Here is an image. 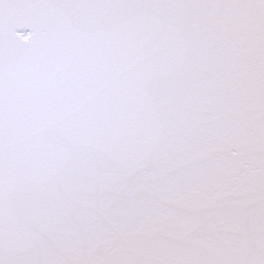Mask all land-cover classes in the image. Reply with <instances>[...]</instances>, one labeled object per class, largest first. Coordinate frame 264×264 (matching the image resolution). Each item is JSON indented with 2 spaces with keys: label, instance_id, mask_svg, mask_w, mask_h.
I'll return each mask as SVG.
<instances>
[{
  "label": "snow or ice",
  "instance_id": "snow-or-ice-1",
  "mask_svg": "<svg viewBox=\"0 0 264 264\" xmlns=\"http://www.w3.org/2000/svg\"><path fill=\"white\" fill-rule=\"evenodd\" d=\"M0 264H264V0H0Z\"/></svg>",
  "mask_w": 264,
  "mask_h": 264
}]
</instances>
